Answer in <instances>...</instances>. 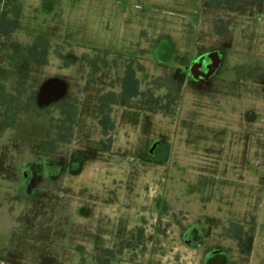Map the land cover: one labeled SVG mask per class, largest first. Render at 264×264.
<instances>
[{
  "label": "rangeland",
  "instance_id": "obj_1",
  "mask_svg": "<svg viewBox=\"0 0 264 264\" xmlns=\"http://www.w3.org/2000/svg\"><path fill=\"white\" fill-rule=\"evenodd\" d=\"M0 18L19 24L0 33V121L18 119L0 124L2 158L16 167L0 172V206L15 210L0 224V264H102L104 248L110 264H204L210 249L225 264H264V0H0ZM37 37L47 63L9 69L10 45L26 52ZM210 52L218 70L200 80ZM125 66L140 68L142 96L112 106L103 137L95 103L119 94ZM44 77L66 81L81 106L54 149L61 114L36 103ZM96 138L110 151L79 171L53 164ZM24 164L36 183L22 181Z\"/></svg>",
  "mask_w": 264,
  "mask_h": 264
},
{
  "label": "trees",
  "instance_id": "obj_2",
  "mask_svg": "<svg viewBox=\"0 0 264 264\" xmlns=\"http://www.w3.org/2000/svg\"><path fill=\"white\" fill-rule=\"evenodd\" d=\"M0 18V33L4 35H9L16 29H18L19 24L16 20H12L8 24H5ZM9 49L11 50V55L7 58V64L10 68H17L23 64L33 63L35 65L46 64L49 55L48 41L42 37H37L32 44V46L24 52L20 44H11ZM107 54V53H106ZM85 60V56H83ZM94 70L93 75L98 73L97 63L93 65ZM90 67V66H89ZM120 92L116 94L113 91L106 92L99 96L95 103V111L98 121V126L103 137H107L111 131H113L114 126L110 118V112L113 105L116 104L118 100L141 97L142 94L138 90V82L135 79L134 71H126L119 81ZM7 93L5 92L4 86L0 83V100L5 99ZM56 110L60 112V118L56 120L53 128V136L50 138L51 149L57 144L68 143L73 135V131L76 124V117L78 107L75 102L71 99H65L61 103H56L53 105ZM16 116L8 118L7 125H13L16 121ZM93 258L97 261H103L102 264H110L116 258V252L113 249H100L98 250Z\"/></svg>",
  "mask_w": 264,
  "mask_h": 264
},
{
  "label": "crops",
  "instance_id": "obj_3",
  "mask_svg": "<svg viewBox=\"0 0 264 264\" xmlns=\"http://www.w3.org/2000/svg\"><path fill=\"white\" fill-rule=\"evenodd\" d=\"M6 61H7V56H6ZM32 64L33 63H28V64H23L17 68H10V67H8V68L15 71V70H17L23 66L27 67V68H31ZM6 66H7V63H6ZM38 66H40V65H38ZM48 81H54V83L52 85L48 86L44 93H41V91H40L41 87L43 86V84H45ZM39 84L40 85H39L38 91L36 93V103L39 106V108L51 106V104H53L54 102H56V101H58L64 97H70L71 96L69 84L66 81L60 80L58 78L44 77L40 80ZM4 88H5V92H6L8 90V88H6L5 86H4ZM9 94H10V91H8V95ZM71 97H73V96H71ZM77 107H78V111H77V117H76V124H77V121L79 119V110H80L81 106H77ZM94 112H95V110H94ZM7 120H8V116L6 115V119L3 118L2 121H0V124L3 125L2 126L3 130H8L9 128L13 127L16 124L18 119H16V121L13 125H7ZM98 138L101 139V136L98 135ZM98 138L93 140L94 146L91 149H87L84 152H82V151L80 152L81 149H80V147H78L79 152H80L79 154L76 152L75 154L70 156L68 159H64L63 161H59L58 159H56V160L54 159L55 163H53V164L55 166H58L60 169L67 170L66 168H68L70 172L79 171L81 169L83 163L85 162V160H87V158H88L86 156L91 155L92 157H94L95 155H97L98 152H100V154L104 155L106 150L110 151L109 149H106V148L103 149V148H101L95 144V142L97 141ZM45 139H46V137H45ZM85 141L88 142V139H86ZM59 150L60 149L57 146V149H55V151L54 150L53 151H47V150L41 151V149H39V150H36L34 154H36L40 157V156H42L40 154L45 155L48 152H51V153L56 152V151L58 152ZM39 151H41V152H39ZM6 154L7 153L3 149H0V172L5 173L9 177H16V174H15L16 167H15L14 162H13L14 158H12L13 163L10 164L9 163V157H8L9 155L6 158V159H8V161L5 160V158L3 160V158H2L3 156L5 157ZM88 160H91V159L89 158ZM21 169H22V174H20V177H21L23 182L29 183V184L36 183V181L38 180V174H37L36 166L34 164H24L21 166ZM40 170H41V168H40ZM4 203H5V201H4ZM9 208H10L9 205H5L3 207L0 206V224H2V225H5L4 223L7 224V221L9 223L10 218H11L10 214L15 213V210L13 208H11L12 209L11 211L9 210ZM210 250H212V249H210Z\"/></svg>",
  "mask_w": 264,
  "mask_h": 264
},
{
  "label": "flooded vegetation",
  "instance_id": "obj_4",
  "mask_svg": "<svg viewBox=\"0 0 264 264\" xmlns=\"http://www.w3.org/2000/svg\"><path fill=\"white\" fill-rule=\"evenodd\" d=\"M109 54H111V53H109ZM209 55H210L209 57L205 58V60L207 62L205 61V64H203L201 67H199L198 71L196 73H194L195 77L200 79V80L204 79V77H202L204 74H208L207 77H205L206 79L211 78L216 73V71L218 70L219 63H220L219 53L218 52H210ZM137 62H138V60H137ZM126 65H127V62H126ZM213 66H215L214 70L212 68ZM129 70H133L135 72V71H139L140 68H138V66H137V68L134 69L133 66H130L129 68H128V66H125L124 69H123V74L126 71H129ZM123 74H122V76H123ZM118 86H119V89H120L119 83H118ZM135 98H137V97H135ZM65 99H71V98L70 97H64V98L54 102L51 105L53 106L56 103H61ZM151 154L153 156H158V152L156 150H152ZM186 234H187V237L188 236L189 237L198 236L197 230H195L193 228H188L186 230ZM208 252H209V255H207L204 258V264H225L226 263V254L222 250H220V249H214L213 250L212 249V250H210Z\"/></svg>",
  "mask_w": 264,
  "mask_h": 264
},
{
  "label": "water",
  "instance_id": "obj_5",
  "mask_svg": "<svg viewBox=\"0 0 264 264\" xmlns=\"http://www.w3.org/2000/svg\"><path fill=\"white\" fill-rule=\"evenodd\" d=\"M212 68H213V70H214V69H215V66H213ZM213 70H212V71H213ZM53 83H54V81H48V82H46L45 84H43V86H42L41 89H40L41 93H44V92L46 91V88H47L48 86L52 85Z\"/></svg>",
  "mask_w": 264,
  "mask_h": 264
}]
</instances>
